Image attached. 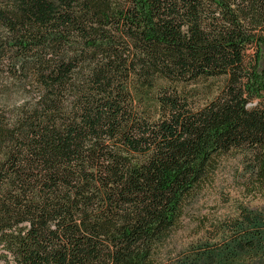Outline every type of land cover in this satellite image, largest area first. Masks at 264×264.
Returning a JSON list of instances; mask_svg holds the SVG:
<instances>
[{
	"label": "trees",
	"instance_id": "1",
	"mask_svg": "<svg viewBox=\"0 0 264 264\" xmlns=\"http://www.w3.org/2000/svg\"><path fill=\"white\" fill-rule=\"evenodd\" d=\"M240 155L264 198V0H0V264H264V212L164 253Z\"/></svg>",
	"mask_w": 264,
	"mask_h": 264
},
{
	"label": "rangeland",
	"instance_id": "2",
	"mask_svg": "<svg viewBox=\"0 0 264 264\" xmlns=\"http://www.w3.org/2000/svg\"><path fill=\"white\" fill-rule=\"evenodd\" d=\"M244 183L241 156L221 159L216 172L187 203L181 229L164 253L174 254L190 243L208 238L215 225L228 217H236L240 206L264 212V198L249 196L245 193Z\"/></svg>",
	"mask_w": 264,
	"mask_h": 264
}]
</instances>
